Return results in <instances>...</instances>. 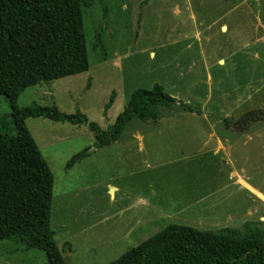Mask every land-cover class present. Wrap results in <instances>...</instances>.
I'll list each match as a JSON object with an SVG mask.
<instances>
[{
    "label": "rangeland",
    "instance_id": "374dc122",
    "mask_svg": "<svg viewBox=\"0 0 264 264\" xmlns=\"http://www.w3.org/2000/svg\"><path fill=\"white\" fill-rule=\"evenodd\" d=\"M105 4L106 18L99 0L82 9L89 70L28 87L19 106L55 103L107 129L135 89L159 83L203 113L135 119L105 147L96 146L87 124L26 120L54 175L52 228L66 263L109 264L170 224L264 227V120L244 132L224 123L264 108V0ZM101 25L106 59L95 46ZM10 112L0 94V115ZM0 264L50 263L41 250L0 240Z\"/></svg>",
    "mask_w": 264,
    "mask_h": 264
},
{
    "label": "trees",
    "instance_id": "16d2710c",
    "mask_svg": "<svg viewBox=\"0 0 264 264\" xmlns=\"http://www.w3.org/2000/svg\"><path fill=\"white\" fill-rule=\"evenodd\" d=\"M96 0H0V94L11 112L0 115V240L21 244L25 250L45 252L50 264H67L52 228L54 175L27 127L28 118L87 124L97 147L118 141L135 120L158 121L166 110L202 114L200 105L178 100L155 83L151 89H135L113 124L103 129L81 111L66 113L52 103L21 107L19 96L30 86L89 70L83 6ZM104 17L108 8L105 0ZM104 26L96 32L95 46L103 59ZM116 92L105 106L112 107ZM264 120V108L239 119L224 117L225 126L244 132ZM88 149L67 162L72 168ZM262 221L242 228L200 230L170 224L109 264H264Z\"/></svg>",
    "mask_w": 264,
    "mask_h": 264
},
{
    "label": "crops",
    "instance_id": "0c3cea01",
    "mask_svg": "<svg viewBox=\"0 0 264 264\" xmlns=\"http://www.w3.org/2000/svg\"><path fill=\"white\" fill-rule=\"evenodd\" d=\"M237 182L239 183L240 187H242V183H241L242 181H240V180L237 179ZM246 185H247L248 188H252V189H254V187H252V186L249 185L248 183H246ZM115 189H116V188L112 185V186H111V190L114 191ZM246 189H247V188H246ZM207 196H209V195H206V196L202 197L201 199H199V201H200L199 203L207 201V198H206ZM210 198H212V196H211ZM217 205H218V201L215 202L214 207H216Z\"/></svg>",
    "mask_w": 264,
    "mask_h": 264
},
{
    "label": "bare ground",
    "instance_id": "6f19581e",
    "mask_svg": "<svg viewBox=\"0 0 264 264\" xmlns=\"http://www.w3.org/2000/svg\"><path fill=\"white\" fill-rule=\"evenodd\" d=\"M96 7V6H95ZM85 8V7H84ZM97 10V9H96ZM98 12V11H97ZM100 13V12H99ZM95 17V16H94ZM100 17V16H99ZM95 19V18H94ZM98 21H99V19H98ZM86 23V22H85ZM88 25V24H87ZM93 26V25H92ZM87 28V27H86ZM90 31V30H89ZM93 32V31H92ZM87 40V39H86ZM93 42V41H92ZM92 50V49H91ZM88 52H89V50H88ZM89 241V240H88ZM96 245V244H95ZM97 252V251H96ZM91 263V262H90Z\"/></svg>",
    "mask_w": 264,
    "mask_h": 264
}]
</instances>
